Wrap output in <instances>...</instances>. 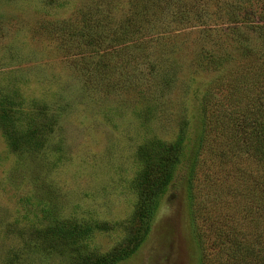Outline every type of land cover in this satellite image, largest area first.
I'll return each instance as SVG.
<instances>
[{
    "label": "rangeland",
    "instance_id": "rangeland-1",
    "mask_svg": "<svg viewBox=\"0 0 264 264\" xmlns=\"http://www.w3.org/2000/svg\"><path fill=\"white\" fill-rule=\"evenodd\" d=\"M83 1L0 0V100L9 97L4 104L17 108V124L26 131L43 128L18 147L0 128V264H81L83 256L121 246L137 229L138 145L173 139L201 91L220 98L211 82L221 69L259 61L264 45L263 34L245 23L222 22L221 30L209 33L200 25L181 27L174 13H153L152 38L85 79L71 69L58 41L37 28L40 20L73 14ZM111 6L112 13L122 11L123 0ZM205 20L220 18L212 13ZM241 156L218 166L210 153L201 154V192L213 191L208 180L221 174L230 176L224 187L234 186ZM214 192L240 221L238 195L234 200L233 191L217 186ZM61 228L75 232L73 244L64 241ZM191 251L178 192L163 198L142 243L117 264H194Z\"/></svg>",
    "mask_w": 264,
    "mask_h": 264
},
{
    "label": "trees",
    "instance_id": "trees-1",
    "mask_svg": "<svg viewBox=\"0 0 264 264\" xmlns=\"http://www.w3.org/2000/svg\"><path fill=\"white\" fill-rule=\"evenodd\" d=\"M57 1L40 0L43 5H54ZM120 1L84 0L67 17L37 22L39 34L57 40L64 56L69 58L71 69L84 72L85 79L100 75L101 68L108 71L107 63L121 51L152 38L149 26L153 13L161 17L163 13H174L177 21L183 22L181 27L200 25L209 33L221 30L218 27L222 22L227 25L241 22L264 36V0H123V10L112 13L111 3ZM212 13L220 20L207 23L205 18ZM258 57L259 61L229 72L221 69V76L211 82L220 98L201 91L195 111L181 121L173 139L154 138L138 145L137 229L109 254L83 256L81 264H117L125 260L144 240L163 198H174L178 192L182 198V217L192 240L190 256L194 264L214 261L264 264V45ZM210 64L215 69L219 65L216 59ZM192 93L196 96L194 90ZM4 97L0 100V128L10 145L18 147L43 128L36 125L26 131V127L19 126L14 115L17 108L4 104L9 98ZM204 152L210 153L218 166L224 165L228 156L242 155V166L235 174L236 187L239 180L244 184L242 187L235 189L229 182L224 187L223 178L230 176L222 174L208 180L215 188L233 191V198L238 195L237 204L240 201L243 213L240 221L235 210L230 214L227 207L221 206L215 188L201 192L197 171ZM60 233L64 241L74 243L70 239L74 231L61 228Z\"/></svg>",
    "mask_w": 264,
    "mask_h": 264
}]
</instances>
